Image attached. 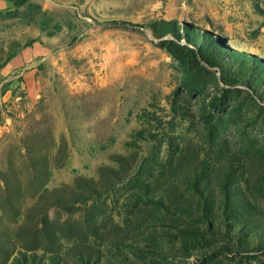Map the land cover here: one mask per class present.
<instances>
[{
    "label": "rangeland",
    "instance_id": "1",
    "mask_svg": "<svg viewBox=\"0 0 264 264\" xmlns=\"http://www.w3.org/2000/svg\"><path fill=\"white\" fill-rule=\"evenodd\" d=\"M0 264H264V0H0Z\"/></svg>",
    "mask_w": 264,
    "mask_h": 264
},
{
    "label": "bare ground",
    "instance_id": "2",
    "mask_svg": "<svg viewBox=\"0 0 264 264\" xmlns=\"http://www.w3.org/2000/svg\"><path fill=\"white\" fill-rule=\"evenodd\" d=\"M230 46H231V48H233L234 50H236V51H239V52H241V53H249V51H247L246 50V47H244L245 49H243V47H240V45L238 46V45H236V44H234V43H231V44H229ZM243 46H245V45H243ZM252 50V49H251ZM255 54V53H254ZM249 55V54H248Z\"/></svg>",
    "mask_w": 264,
    "mask_h": 264
},
{
    "label": "trees",
    "instance_id": "3",
    "mask_svg": "<svg viewBox=\"0 0 264 264\" xmlns=\"http://www.w3.org/2000/svg\"><path fill=\"white\" fill-rule=\"evenodd\" d=\"M163 45H165V43H164ZM166 45H167V44H166Z\"/></svg>",
    "mask_w": 264,
    "mask_h": 264
}]
</instances>
